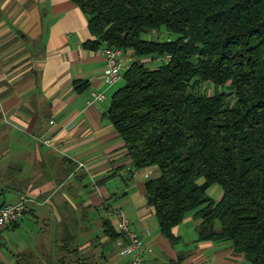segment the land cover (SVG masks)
I'll use <instances>...</instances> for the list:
<instances>
[{"label":"trees","instance_id":"obj_1","mask_svg":"<svg viewBox=\"0 0 264 264\" xmlns=\"http://www.w3.org/2000/svg\"><path fill=\"white\" fill-rule=\"evenodd\" d=\"M71 1L87 16V47L133 56L106 118L135 168L156 167L144 187L161 234L177 242L172 228L193 214L199 239L264 264V0ZM103 228L119 237L108 219ZM60 250L57 264L77 251Z\"/></svg>","mask_w":264,"mask_h":264},{"label":"crops","instance_id":"obj_2","mask_svg":"<svg viewBox=\"0 0 264 264\" xmlns=\"http://www.w3.org/2000/svg\"><path fill=\"white\" fill-rule=\"evenodd\" d=\"M90 37L71 0H0V204L22 195L38 202L0 232V264H57L63 242L77 250L64 264H128L103 230L104 219L116 229L109 206L151 248L144 264H248L228 241L199 239L193 214L172 228L177 242L161 234L144 187L156 167L135 168L106 118L120 81H104V55L85 45ZM93 91L105 98L87 103ZM207 194L216 201L221 187ZM30 224L33 240L8 250L4 233Z\"/></svg>","mask_w":264,"mask_h":264},{"label":"built area","instance_id":"obj_3","mask_svg":"<svg viewBox=\"0 0 264 264\" xmlns=\"http://www.w3.org/2000/svg\"><path fill=\"white\" fill-rule=\"evenodd\" d=\"M101 51L104 55L105 64L104 81L113 84L122 80L123 73L129 67L133 56L117 47L102 46ZM169 57V55L158 57L154 59V62L167 61ZM104 98L105 94L102 91H93L87 103L91 104ZM43 142L47 145H53L49 139H44ZM78 166L83 167L84 164L78 162ZM30 203L38 202L30 196L22 195L14 202L1 203L0 232L10 223L22 219L24 211ZM109 209L115 215V227L119 233V237L114 242L118 246V254L127 256L129 258L128 264H144V255L151 252V248L143 243L139 234L131 227L129 219L121 207L109 206Z\"/></svg>","mask_w":264,"mask_h":264},{"label":"rangeland","instance_id":"obj_4","mask_svg":"<svg viewBox=\"0 0 264 264\" xmlns=\"http://www.w3.org/2000/svg\"><path fill=\"white\" fill-rule=\"evenodd\" d=\"M143 60H146L147 61V59H143ZM154 65V64H153ZM122 82H123V80H120V83L118 84V86L119 85H121L122 84ZM203 89H206L207 90V92H211L212 91V85H210V84H208V82H205L204 84H203V86H201ZM4 144H8V143H4ZM27 219H29V215L28 216H25L24 218H23V220H27ZM24 225H26V222L24 221L23 222V226ZM29 227V228H28ZM28 227H25V228H18V229H16V230H9V231H6L5 233H4V235H5V237H6V240H7V249L8 250H13V251H15V242H17V244H19V243H25V242H30V241H32L33 240V230H35L33 227H32V225L30 224V226H28ZM30 244V243H29ZM4 252V251H3ZM44 260V261H43ZM42 263L43 264H51L49 261H51V259H46V258H43L42 259ZM25 264L26 263H29V264H31V262L30 261H26V262H24Z\"/></svg>","mask_w":264,"mask_h":264},{"label":"water","instance_id":"obj_5","mask_svg":"<svg viewBox=\"0 0 264 264\" xmlns=\"http://www.w3.org/2000/svg\"><path fill=\"white\" fill-rule=\"evenodd\" d=\"M155 166V165H154Z\"/></svg>","mask_w":264,"mask_h":264}]
</instances>
